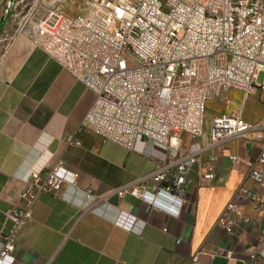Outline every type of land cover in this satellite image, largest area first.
I'll return each instance as SVG.
<instances>
[{"label": "built area", "instance_id": "1", "mask_svg": "<svg viewBox=\"0 0 264 264\" xmlns=\"http://www.w3.org/2000/svg\"><path fill=\"white\" fill-rule=\"evenodd\" d=\"M25 1L17 0L14 11ZM67 2L34 0L22 20L37 46L94 94L80 131L129 152L141 143L144 151L164 153L153 172L119 189L118 196L179 215L190 201L189 173L195 166L202 179H217L220 156L204 162V152L219 147L224 155L232 141L258 145L257 156L247 163L251 185L236 190L217 226L229 236L237 227L264 231V217L257 216L264 207V112L248 122L244 102L225 95L235 91L248 98L264 92L256 83L264 72V0H81L73 15L66 13ZM219 98L226 112L214 115L206 129L208 103ZM184 134L200 140L198 150L183 147ZM225 157L233 166L243 164L238 155ZM63 169L60 160L24 180L22 207L7 213L11 227L1 236L0 264L16 263V239L32 220L39 195L70 201L69 190H79L76 181L62 177ZM83 193L84 209L102 202L91 190ZM128 228L139 230L135 221ZM245 253L259 257L252 248ZM211 257L232 260L234 251L220 247ZM190 264L203 263L196 255Z\"/></svg>", "mask_w": 264, "mask_h": 264}, {"label": "crops", "instance_id": "2", "mask_svg": "<svg viewBox=\"0 0 264 264\" xmlns=\"http://www.w3.org/2000/svg\"><path fill=\"white\" fill-rule=\"evenodd\" d=\"M0 20V241L11 227L7 213L22 207L31 172L63 160L62 177L79 188L69 190L70 201L39 195L32 220L16 239L15 264H190L196 255L203 264H264L263 228L237 227L229 236L217 226L236 190L251 185L247 163L257 156L258 145L232 141L224 155L219 147L204 152V162L220 156L217 179H202L195 166L189 173L190 201L179 215L119 197V189L153 172L164 154L157 148L144 151L141 143L129 152L80 131L94 94L37 46L16 13L0 12ZM186 135L183 147L198 150L200 140ZM75 139L79 145L70 144ZM226 154L238 155L243 164L233 166ZM86 190L102 202L84 209ZM257 216L264 217V207ZM133 221L139 230L128 228ZM220 247L233 250L234 258L211 257ZM246 248L259 257L246 254Z\"/></svg>", "mask_w": 264, "mask_h": 264}, {"label": "rangeland", "instance_id": "3", "mask_svg": "<svg viewBox=\"0 0 264 264\" xmlns=\"http://www.w3.org/2000/svg\"><path fill=\"white\" fill-rule=\"evenodd\" d=\"M2 0H0L1 2ZM14 1L13 5L11 4L12 10L9 7V3ZM17 0H5V6H0V12L5 15V11L8 10V12L16 13L19 19H23L24 14L31 10L33 6L34 0H26L24 4H22L16 12H14V5ZM81 0H68L66 4V13L69 15H73L78 12V5L80 4ZM1 21V20H0ZM19 21V20H18ZM29 22H31V19L29 17ZM9 25V21L7 22ZM14 26V25H13ZM31 29V28H29ZM32 30V29H31ZM256 83L258 85H264V72H260ZM228 98H231L235 100V103L242 104L243 102V114L244 118L252 123L258 121L260 117L262 116V113L264 111V92H258L253 93L248 96V98L245 97L244 93L241 92H235V91H229L225 94ZM226 112V107L223 102V98H219L214 102L208 103V107L206 110V129L209 128V124H211L212 118L214 115H217L221 112ZM188 136V135H186ZM162 152V151H161ZM163 153V152H162ZM164 154V153H163ZM145 156L150 157V154H146Z\"/></svg>", "mask_w": 264, "mask_h": 264}]
</instances>
